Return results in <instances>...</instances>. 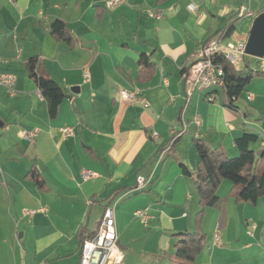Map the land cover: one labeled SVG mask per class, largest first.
I'll list each match as a JSON object with an SVG mask.
<instances>
[{
    "label": "crops",
    "instance_id": "crops-1",
    "mask_svg": "<svg viewBox=\"0 0 264 264\" xmlns=\"http://www.w3.org/2000/svg\"><path fill=\"white\" fill-rule=\"evenodd\" d=\"M108 1L0 0V72L16 77L12 89L0 85V264H27L30 251L39 264H80L79 232H96L107 206L115 207L122 264L126 253L130 264H167L173 233L195 228L193 214L182 209H200L194 178L178 164L196 176L193 140L234 157L236 138L249 131L258 135L251 148L264 150V78L247 87L253 95L247 106L238 101L233 109L222 89H193L182 74L191 56L235 20L250 21L240 31L236 22L228 42L247 41L264 8L253 12L254 1L247 0L246 15L244 4L235 10L237 0H120L112 7ZM150 10H161L163 18H149ZM57 18L72 43L52 33ZM141 53L156 65L148 79L139 78ZM32 58L66 93L54 119L28 72ZM239 63V69L256 68L246 57ZM122 89L137 90L149 105L123 99ZM184 126L185 134L160 157ZM64 127L74 134L66 137ZM23 129L37 130L33 142L20 136ZM33 164L46 189L27 177ZM260 169L264 158L255 164ZM83 170L94 175L85 179ZM139 176L150 184L137 190ZM232 186L223 180L218 196L228 197ZM202 227L206 241L195 264H264V196L255 204L229 197L222 208L207 207ZM27 237L32 246L24 248ZM138 246L143 249L135 251Z\"/></svg>",
    "mask_w": 264,
    "mask_h": 264
},
{
    "label": "trees",
    "instance_id": "trees-1",
    "mask_svg": "<svg viewBox=\"0 0 264 264\" xmlns=\"http://www.w3.org/2000/svg\"><path fill=\"white\" fill-rule=\"evenodd\" d=\"M236 22L238 20L230 23L224 29V32H222L224 40L232 36ZM52 33L69 44L72 43V36L63 19L57 18L54 20ZM211 58L215 63L222 66L225 73V87L224 90L222 89L226 95L225 105L229 108L237 109L239 96L256 77L264 76V71L261 68H252L249 64L239 69L223 53L215 54ZM195 62L191 61L190 64L185 65L182 74L187 73ZM37 63L38 60L32 58L27 63L28 72L36 81L39 92L47 101L50 118L54 119L58 116L59 107L66 93L52 77L39 71ZM138 63L140 66V79H148L155 72L156 65L151 61L150 55L147 53L140 54ZM257 141V134L245 131L240 137L236 138L235 144L239 154L232 157L222 148H212L204 139L195 138L193 140L200 158L196 176L182 160H179L178 164L185 176L194 178L200 209L194 217V230H180L173 233L175 252L169 256L167 264H195V260L203 250L206 241L202 223L207 207L222 208L229 197H233L237 202L255 204L261 196H264V169L255 170V164L258 159L264 158V150L256 152L251 148V144ZM27 177L35 181L40 189L47 188V184L35 164L29 170ZM223 180H229L233 185L231 192L226 198H221L217 194V190ZM223 219L224 217L222 216L219 228L223 225ZM95 234L96 232H88L86 229H81L79 232L80 246L82 247L85 240L94 237Z\"/></svg>",
    "mask_w": 264,
    "mask_h": 264
},
{
    "label": "built area",
    "instance_id": "built-area-1",
    "mask_svg": "<svg viewBox=\"0 0 264 264\" xmlns=\"http://www.w3.org/2000/svg\"><path fill=\"white\" fill-rule=\"evenodd\" d=\"M118 2H120V0H109L108 6L112 7ZM147 14L149 18L156 20L163 18V12L161 10H150ZM244 14L250 15L251 11L246 10ZM246 43L247 41H243L234 44L232 42H228L227 39L224 40L223 35H221L218 40H213L207 43L198 53L191 56V61L196 62L192 64L187 73L183 74V77L185 78L186 82H189L192 85L193 89L209 91L213 89L224 90V70L222 66L218 63H215L211 57L215 54L223 53L232 63H239V60L247 56L245 53ZM260 61L262 67H264V59H260ZM85 76H89L87 71H85ZM15 81V75L11 73L0 72V85L12 89ZM120 94L122 98L127 101H141L145 106L149 105L147 99L140 95L137 90L122 89L120 90ZM215 98L216 95L214 92H209L207 94V99L209 101H214ZM252 98L253 95L249 93L247 99L251 100ZM195 121L197 124L201 123L198 117L195 118ZM184 130H186V128ZM176 132L177 131H173V138L162 150L160 157H163L165 154H167L170 151L172 145L178 139H175L174 136ZM63 133L66 137H69L74 134V131L72 127H64ZM20 136L27 142L31 143L37 136V130L23 129L20 133ZM0 173H2L1 165ZM82 175L85 179H88L91 178L94 173L89 170H83ZM149 184L150 181L148 179H145L141 176L137 178V190L145 188ZM30 213H33V211ZM138 214L144 216V213L141 211H138ZM249 233L252 232L250 231ZM216 241L219 243L218 234H216ZM124 258L125 255L119 245V233L116 226L115 207L107 206L101 218L96 234L94 237L86 239L82 246L80 264H122Z\"/></svg>",
    "mask_w": 264,
    "mask_h": 264
},
{
    "label": "rangeland",
    "instance_id": "rangeland-1",
    "mask_svg": "<svg viewBox=\"0 0 264 264\" xmlns=\"http://www.w3.org/2000/svg\"><path fill=\"white\" fill-rule=\"evenodd\" d=\"M224 1V0H223ZM232 1V0H231ZM252 1H254V4H253V12H257L258 11V9H260L261 8V10L264 8V0H252ZM248 2L249 1H243V3H242V0H237V5H236V7H235V10H238V14H239V12H240V8H241V4H244L243 5V9H244V11H246V10H248V9H250V5H248ZM260 4V5H259ZM254 20V19H253ZM252 20V21H253ZM249 21L250 20H244L243 21V23H238L237 24V29H239V31L241 30V28H242V26H244V25H246L247 23H249ZM241 25V26H240ZM246 59L248 60V61H250V63H251V66H255L257 69L258 68H260V66H261V61H259L260 59H257V58H254V57H251V56H246ZM240 64V63H239ZM238 64V65H239ZM261 78H264V76H262V77H256L255 78V80H253V81H256L257 79H261ZM248 94H249V91L246 89V90H244L243 92H242V94L239 96V98H238V101L243 105V106H247V103H248V99H247V96H248ZM186 128V126H184L183 127V129L182 130H180V131H177L176 133H175V139H179V138H181L182 136H183V134H185L184 132H185V129ZM171 141V140H170ZM180 141V140H179ZM173 146H174V144L172 145V147H171V149L173 148ZM171 149H170V151H171ZM183 150H185V151H187V157H190V155H189V153H188V150H189V148L187 147V146H185L184 148H183ZM187 213L188 215H192V217L194 218L195 217V212H193V211H190V208L189 207H187V208H185V209H182V214H184V213ZM185 216V215H184ZM25 220V219H24ZM19 224L21 225V226H23L24 225V222L23 221H21L20 219H19ZM195 229V228H194ZM23 231V229L21 230V232ZM29 237V236H28ZM28 237L26 238V240L25 241H22L21 242V244H22V246L24 247V248H27V246L29 245V246H32V244H31V242H28ZM21 240H24V239H21ZM151 244V243H150ZM135 251H141L143 248L141 247V246H138V247H135V248H133ZM11 252V251H10ZM34 256H33V254H32V252L30 251V253L28 254V263L27 264H39V258H37V259H34L33 258ZM4 260L5 261H8V257H6V258H4ZM130 261H131V259H130V256H129V254L128 253H126V262H125V264H130ZM74 262H75V260H73V261H70V260H68V262H67V264H74ZM22 264H23V261H22Z\"/></svg>",
    "mask_w": 264,
    "mask_h": 264
},
{
    "label": "water",
    "instance_id": "water-1",
    "mask_svg": "<svg viewBox=\"0 0 264 264\" xmlns=\"http://www.w3.org/2000/svg\"><path fill=\"white\" fill-rule=\"evenodd\" d=\"M245 53L257 59H264V11L259 13L253 20Z\"/></svg>",
    "mask_w": 264,
    "mask_h": 264
}]
</instances>
